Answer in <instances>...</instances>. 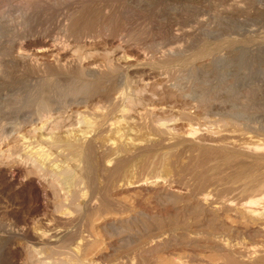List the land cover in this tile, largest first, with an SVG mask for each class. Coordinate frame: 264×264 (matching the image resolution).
<instances>
[{
  "label": "rangeland",
  "instance_id": "obj_1",
  "mask_svg": "<svg viewBox=\"0 0 264 264\" xmlns=\"http://www.w3.org/2000/svg\"><path fill=\"white\" fill-rule=\"evenodd\" d=\"M0 264H264V0H0Z\"/></svg>",
  "mask_w": 264,
  "mask_h": 264
},
{
  "label": "bare ground",
  "instance_id": "obj_2",
  "mask_svg": "<svg viewBox=\"0 0 264 264\" xmlns=\"http://www.w3.org/2000/svg\"><path fill=\"white\" fill-rule=\"evenodd\" d=\"M84 4V3H83ZM89 4V3H88ZM77 10V9H76ZM100 13V12H99ZM81 14V13H80ZM83 19V18H82ZM86 19V18H85ZM83 27V26H82ZM80 34V33H79ZM41 52V51H40ZM31 61H32V59L33 58H29ZM29 61V60H28ZM35 65V64H34ZM97 69L95 68V66H90L89 67V71H96ZM87 71V70H86ZM108 74V73H107ZM83 84V83H82ZM89 84V83H88ZM88 91V90H87ZM79 93V92H78ZM73 94V93H72ZM82 134V133H81ZM85 136V135H84ZM86 137H87V135H86ZM35 153V152H34ZM14 170V169H13ZM16 170V169H15ZM18 170V169H17ZM8 172V171H7ZM10 172V171H9ZM14 172V171H13ZM8 173L7 175H6V177H7V179L9 180L8 182H10V181H14L15 179H16V172L15 173ZM6 174V173H5ZM18 177V176H17ZM19 179V178H18ZM17 180V179H16ZM60 233V231L59 232H57V233H55L53 236L54 237H56V236H58V235H60L59 234ZM62 235V234H61ZM38 236H40V241H43L44 239H46V236L45 235H38ZM48 239V238H47ZM46 239V240H47ZM39 240V239H38Z\"/></svg>",
  "mask_w": 264,
  "mask_h": 264
}]
</instances>
